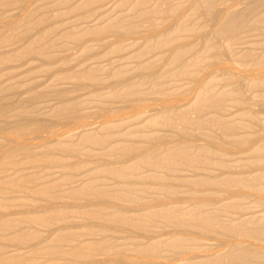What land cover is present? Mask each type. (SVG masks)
<instances>
[{
  "label": "bare ground",
  "instance_id": "1",
  "mask_svg": "<svg viewBox=\"0 0 264 264\" xmlns=\"http://www.w3.org/2000/svg\"><path fill=\"white\" fill-rule=\"evenodd\" d=\"M0 264H264V0H0Z\"/></svg>",
  "mask_w": 264,
  "mask_h": 264
},
{
  "label": "rangeland",
  "instance_id": "2",
  "mask_svg": "<svg viewBox=\"0 0 264 264\" xmlns=\"http://www.w3.org/2000/svg\"><path fill=\"white\" fill-rule=\"evenodd\" d=\"M79 55H80V53L78 52V51H76V52H74L73 54H72V58H75V57H79ZM95 125H97V124H95ZM33 160V159H32ZM75 160L73 159V158H65L64 159V162H66V163H71V162H74ZM33 165H36V164H34V162H31V163H29L27 166L28 167H30V166H33ZM93 164L92 163H89V162H87V167H90V166H92ZM35 169V168H34ZM248 199H250V198H248ZM3 204H8L9 202L8 201H4V202H2ZM9 218H13V217H11V216H9ZM209 244H211L212 245V242H209ZM12 248L10 247V249L9 250H11ZM134 256V255H133Z\"/></svg>",
  "mask_w": 264,
  "mask_h": 264
}]
</instances>
